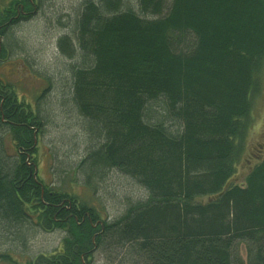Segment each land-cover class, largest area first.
Listing matches in <instances>:
<instances>
[{
	"label": "trees",
	"instance_id": "obj_1",
	"mask_svg": "<svg viewBox=\"0 0 264 264\" xmlns=\"http://www.w3.org/2000/svg\"><path fill=\"white\" fill-rule=\"evenodd\" d=\"M38 2L0 6V64L16 47L10 28ZM68 18L58 47L89 137L86 185L117 170L148 196L108 219L46 182L43 117L0 77V241L64 233L50 252L0 250V262L92 264L99 248L121 246L136 264H264V150L235 182L262 90L264 0H83Z\"/></svg>",
	"mask_w": 264,
	"mask_h": 264
},
{
	"label": "rangeland",
	"instance_id": "obj_2",
	"mask_svg": "<svg viewBox=\"0 0 264 264\" xmlns=\"http://www.w3.org/2000/svg\"><path fill=\"white\" fill-rule=\"evenodd\" d=\"M9 1L0 0V6ZM82 2L40 0L32 15L10 28L9 36L16 41V47L9 59L0 64V77L13 83L18 95L31 102L43 117L44 128L38 147L41 177L55 187L97 204L102 216L115 219L129 202L145 200L148 193L134 178L117 170L98 176L91 187L86 185L81 162L89 151V137L78 112L68 104L65 84L69 80L71 60L58 47L59 38L68 33V16L72 18ZM252 115L245 153L235 178V182L242 185L264 150V70L262 90L254 100ZM28 232L25 245H17L8 238L0 241V250L24 259L58 248L64 236L61 230L47 232L29 228ZM238 250L240 259L246 263V245L239 243ZM126 252L121 246L101 247L96 250L92 264H132L135 259L131 262Z\"/></svg>",
	"mask_w": 264,
	"mask_h": 264
}]
</instances>
